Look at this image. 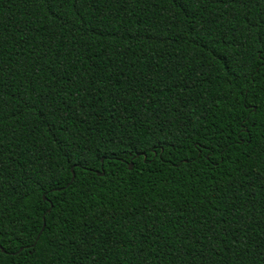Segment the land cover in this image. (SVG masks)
I'll list each match as a JSON object with an SVG mask.
<instances>
[{"label":"trees","instance_id":"trees-1","mask_svg":"<svg viewBox=\"0 0 264 264\" xmlns=\"http://www.w3.org/2000/svg\"><path fill=\"white\" fill-rule=\"evenodd\" d=\"M261 41L264 0H0V264H264Z\"/></svg>","mask_w":264,"mask_h":264},{"label":"snow or ice","instance_id":"snow-or-ice-1","mask_svg":"<svg viewBox=\"0 0 264 264\" xmlns=\"http://www.w3.org/2000/svg\"><path fill=\"white\" fill-rule=\"evenodd\" d=\"M188 3V0H181V6L186 7ZM262 44H264V41H261ZM257 53L260 56L261 62H264V47L258 48ZM67 163L69 165L68 171L72 174L71 178H75V170L77 168H83L86 166H90L91 160L88 157H81L78 160H73L71 154H67ZM99 159V166L103 168L104 162L106 159H110L109 156L105 154H101V156L98 158ZM49 186L53 190H59L60 186V179L59 178H54V177H49ZM4 235V230H3V224L2 221H0V241H2ZM15 238L16 240L19 241V243L16 245V248L19 249L21 252L27 249L29 253L35 249L36 247V241L39 240V236L33 234L31 237L26 233L25 230L20 229L15 231ZM3 244L0 243V250H2Z\"/></svg>","mask_w":264,"mask_h":264},{"label":"water","instance_id":"water-1","mask_svg":"<svg viewBox=\"0 0 264 264\" xmlns=\"http://www.w3.org/2000/svg\"><path fill=\"white\" fill-rule=\"evenodd\" d=\"M132 167V162H130L129 163V165H128V168H131ZM98 174H103V171H100V172H98ZM43 199H46V197L45 196H43ZM43 226H44V222H43ZM40 233V232H39ZM39 235V234H38ZM37 235V236H38ZM2 251H4V249L2 248Z\"/></svg>","mask_w":264,"mask_h":264}]
</instances>
